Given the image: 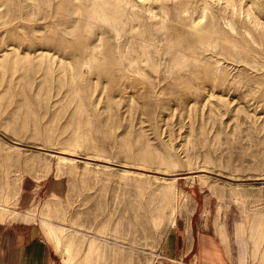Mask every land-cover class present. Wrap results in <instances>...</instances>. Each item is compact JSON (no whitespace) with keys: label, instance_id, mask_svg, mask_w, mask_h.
<instances>
[{"label":"rangeland","instance_id":"1","mask_svg":"<svg viewBox=\"0 0 264 264\" xmlns=\"http://www.w3.org/2000/svg\"><path fill=\"white\" fill-rule=\"evenodd\" d=\"M115 1L0 0V198L16 178L61 182L40 213L63 264H86L95 235L91 264L154 263L178 217L248 240L251 211L264 225V0Z\"/></svg>","mask_w":264,"mask_h":264},{"label":"crops","instance_id":"2","mask_svg":"<svg viewBox=\"0 0 264 264\" xmlns=\"http://www.w3.org/2000/svg\"><path fill=\"white\" fill-rule=\"evenodd\" d=\"M60 183L33 178L21 181L17 208L23 212L34 209L37 215L0 225V264H63L42 226L43 221L48 231H58L54 229L58 221L50 219L46 211L40 213L44 201L47 209L61 201ZM247 231L249 242L246 234L226 232L222 227L217 234L203 227L201 221L192 223L191 218L178 217L167 231L160 259L153 264H255L251 260L264 264V233L251 231L248 225Z\"/></svg>","mask_w":264,"mask_h":264},{"label":"bare ground","instance_id":"3","mask_svg":"<svg viewBox=\"0 0 264 264\" xmlns=\"http://www.w3.org/2000/svg\"><path fill=\"white\" fill-rule=\"evenodd\" d=\"M115 1V0H114ZM107 2H109V1H107ZM116 2V1H115ZM125 2V1H124ZM127 2V1H126ZM118 3H120V2H118ZM117 3V4H118ZM127 4H129V3H126L125 5H127ZM120 4H118V6H119ZM123 5V4H122ZM120 7H122V6H120ZM119 7V8H120ZM127 9V8H126ZM132 21V20H131ZM109 22V21H108ZM121 23H123V22H121ZM118 25H121V24H118ZM94 51V50H93ZM92 51V52H93ZM87 52H88V50H87ZM89 52H90V49H89ZM94 53V52H93ZM92 53V54H93ZM15 54H16V57L17 58H19V56H20V51L18 50V49H16L15 50ZM45 55V54H44ZM50 56H51V54H50ZM53 57H54V55H52ZM51 56V57H52ZM85 56V55H84ZM94 56V55H93ZM56 57V56H55ZM87 57V56H86ZM50 58V57H49ZM88 58V57H87ZM97 58V57H96ZM48 59V58H47ZM95 59V58H94ZM26 60V59H25ZM54 60V59H53ZM53 60H52V62H53ZM86 60V59H85ZM89 60V59H88ZM92 61V59L90 60V62ZM27 62V61H26ZM48 62V61H47ZM50 62H51V60H50ZM62 62V61H61ZM60 62V63H61ZM87 62V61H86ZM85 62V64L86 65H90V63H86ZM89 62V61H88ZM93 62V61H92ZM52 64V63H51ZM84 65V64H83ZM88 65V66H89ZM87 66V67H88ZM90 67V66H89ZM51 70V69H50ZM77 93V92H76ZM77 99V98H76ZM78 100V99H77ZM12 148V147H11ZM12 152V151H11ZM16 152V151H15ZM18 152H19V150H18ZM21 153H22V151H20ZM13 153V152H12ZM11 154V153H10ZM22 155V154H21ZM20 155V153H17V156L18 157H20L21 156ZM24 156H26V154H23ZM28 156H30L29 154H28ZM22 157V156H21ZM9 158V157H8ZM11 158V157H10ZM139 160H145V158H143V155L142 154H140L139 155ZM66 160V158L64 157V156H62V155H58L57 156V167H58V169L57 170H59L60 171V169H61V161H65ZM26 162L29 164H33V166L35 165V166H41L43 163L41 162V159H38V158H33V157H31V159H29V158H26ZM26 163V164H27ZM64 164H66V163H64ZM64 164H63V166H64ZM47 165H49V164H47ZM46 165V166H47ZM45 166V167H46ZM42 167V166H41ZM45 167H43V168H45ZM42 168V169H43ZM46 169V168H45ZM49 169V168H48ZM44 170V169H43ZM49 172V171H48ZM58 172V171H57ZM44 173H46V172H44ZM60 173H58V175H59ZM123 174H128V171H124L123 172ZM46 175V174H45ZM124 175V176H125ZM124 176H122V177H124ZM139 177H141L140 175H138ZM41 177H42V175H41ZM125 177H128L127 175L125 176ZM38 178H39V176H38ZM121 178V177H120ZM135 178V177H134ZM37 179V178H36ZM126 179H130V178H126ZM138 179V178H137ZM131 180V179H130ZM133 180V179H132ZM139 180V179H138ZM137 180V181H138ZM142 180V179H141ZM19 178H16L14 181H13V186H14V188H13V190H12V192L11 193H9V194H7L6 195V197H5V199L4 200H2V198H0V216H3V214H4V212H8L9 211V209H8V206L10 205V203H12L14 200H16V197H17V190L19 189H17V187L19 186L18 185V183H19ZM140 182V180L138 181V183ZM175 182H174V179H171V181H169L168 183H165L164 185H162V188H161V190H160V193H161V195L163 196V197H166V198H168L170 201H169V203H170V205H168L169 207L171 206V214L169 215V217H167L168 219L170 218H174V214H175V212H176V210L178 209V205L176 204V187H175V184H174ZM142 184V182H140V185ZM167 200V199H166ZM167 202H168V200H167ZM165 204V203H164ZM12 205V204H11ZM182 205V204H181ZM183 206V205H182ZM14 207V206H13ZM163 207H165V206H163ZM167 207V206H166ZM162 209V208H161ZM166 209V208H165ZM160 212V211H159ZM159 212H157L159 215H155L156 216V218L154 219L155 221L154 222H156V223H159V222H162V217H164L165 215H162L161 214V212L159 213ZM169 212V211H168ZM15 214H16V216H18L19 218H21L22 220H27L32 214H33V211H27V212H25V213H20V214H18V212H14ZM169 214V213H168ZM167 214V215H168ZM262 215L263 214H261L260 212H257L256 210H254V211H251V214H250V219H249V224H248V226H249V228H250V230L251 231H254V232H256V233H258V234H261V233H264V225H263V221H262ZM165 218H166V216H165ZM30 219V218H29ZM32 219V218H31ZM161 220V221H160ZM173 221V220H172ZM154 224V223H153ZM45 228H46V236H47V239L49 240V241H51V242H53L54 244H55V248H59V241L61 240V232L60 231H51V229L48 231V229H49V226L46 224L45 225ZM102 233V232H101ZM100 233V234H101ZM99 234V233H98ZM96 236V235H95ZM95 236H94V239H92L89 243H88V245H87V247H86V264H91L92 262H94L95 260H96V257H97V255H95L97 252H98V245H97V243H96V241H95V239L97 240V238H95ZM99 236V235H98ZM102 240V239H101ZM101 240H100V242H101ZM66 244H68V243H66ZM117 244V243H116ZM69 245V244H68ZM123 247V246H122ZM121 248V247H120ZM125 248V247H124ZM60 252H61V254H62V257H63V259L67 262V261H69L70 260V258H69V255H68V248H66V247H63L61 250H60ZM98 258V257H97ZM153 261H154V259H151L150 261H149V263L148 264H153Z\"/></svg>","mask_w":264,"mask_h":264}]
</instances>
